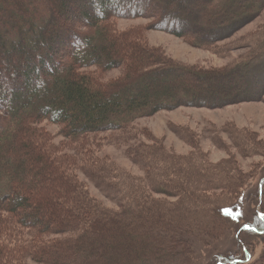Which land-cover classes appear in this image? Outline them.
Returning a JSON list of instances; mask_svg holds the SVG:
<instances>
[{
	"label": "trees",
	"instance_id": "trees-1",
	"mask_svg": "<svg viewBox=\"0 0 264 264\" xmlns=\"http://www.w3.org/2000/svg\"><path fill=\"white\" fill-rule=\"evenodd\" d=\"M263 11L264 0H0V264H186L195 244L223 236L233 207L211 213L218 181L210 173L171 164L159 146L135 148L148 183L120 191L110 184L113 163L94 157L92 141L116 134L113 143L161 111L264 98V54L197 72L150 48L144 29L118 31L116 19L150 20L145 30L208 50ZM113 70L119 75L103 81ZM52 76L49 99L36 88ZM23 91L30 100L22 102ZM43 123L59 127L58 145ZM77 172L117 209L91 197ZM243 226L248 234L264 229L254 216Z\"/></svg>",
	"mask_w": 264,
	"mask_h": 264
},
{
	"label": "rangeland",
	"instance_id": "rangeland-1",
	"mask_svg": "<svg viewBox=\"0 0 264 264\" xmlns=\"http://www.w3.org/2000/svg\"><path fill=\"white\" fill-rule=\"evenodd\" d=\"M67 17L68 22L77 24L73 15ZM114 23L118 31L144 29V39L150 48L161 50L174 65L197 72H220L244 62L250 56L256 58L264 54V11L254 21L208 50L194 48L182 39L161 31L145 30L150 23L147 19H116ZM37 60L34 65L39 67ZM61 62L64 63L63 60ZM4 66H11L10 59H6ZM118 75L119 70H113L102 79L106 81ZM46 81L40 88L34 84L32 88L50 99L51 85L55 84L56 79L52 76L48 83ZM217 88L221 89L220 86ZM24 94L23 91L22 102L30 100ZM43 126L58 145L62 141L59 127L49 123H43ZM115 136L111 138L106 134L100 135L92 141L94 157L114 165L111 186L123 191L128 182H137L136 185L139 182L143 185L148 183V168H145V164L143 167L134 164L133 151L135 148L159 146L171 159V164L178 162L187 165L189 169H200L218 181L214 186L217 189L209 192V195L213 193L208 205L210 210L214 209L211 213L221 207H233L226 221L227 230L224 235L208 246L195 244L194 256L186 264H214L216 257H229L231 264H264V229L248 234L243 226L254 216L264 227V98L258 102L217 109L182 106L161 111L137 120L112 143ZM248 136L251 143L248 142ZM147 161L150 167H160L158 160L155 162L152 156H148ZM222 165L225 166L222 168ZM77 176L86 184L91 197L107 208L117 209L83 174L77 172ZM225 186H231L234 193L226 192L223 188ZM152 196L169 203L176 202L174 199H166L164 195ZM121 197L126 198L124 192ZM26 264L38 263L27 260Z\"/></svg>",
	"mask_w": 264,
	"mask_h": 264
}]
</instances>
